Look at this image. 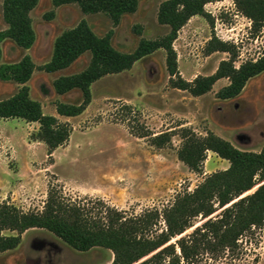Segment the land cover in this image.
Returning a JSON list of instances; mask_svg holds the SVG:
<instances>
[{
  "label": "rangeland",
  "instance_id": "1",
  "mask_svg": "<svg viewBox=\"0 0 264 264\" xmlns=\"http://www.w3.org/2000/svg\"><path fill=\"white\" fill-rule=\"evenodd\" d=\"M162 1L140 0L137 12L125 14L114 26L105 13L85 14L77 4L54 7L52 0H40L31 12L37 33L35 44L23 49L11 39L3 40L0 65L19 61L25 54H30L37 66L45 64L51 59L56 37L82 19L99 35L114 29V46L130 52L142 37L156 39L168 33L169 28L158 22ZM205 9L214 18V25L201 15L193 16L174 41L179 70L188 80L214 73L219 63L230 57L227 52L206 51L213 35L237 46L236 65L264 51V29L254 31L251 20L237 10L234 0H210ZM52 11V18L45 17ZM7 26L0 0V30ZM138 26L141 33L135 32ZM90 59L91 53L86 52L69 68L54 73L37 68L27 83L31 97L41 101L45 113L73 126L70 140L55 149L52 157L45 143L31 139L38 122L0 118V202L9 200L25 211L42 210L54 185L74 197H101L111 205L139 213L169 204L178 193L193 190L209 174L229 167L227 159L209 151L203 171H192L177 155L183 127L200 136L212 131L246 151H260L264 146V72L251 78L235 98L217 96L229 83L227 78L218 80L210 92L193 96L171 86L166 51L158 49L131 69L96 81L92 102L82 114L58 115L57 101L75 103L82 93L75 89L59 95L53 87L54 79L83 70ZM21 86L0 79V99L10 97ZM124 102L134 107L132 114L125 116ZM124 118H131L133 125L139 119L154 133L171 131L172 142L156 147L149 138L133 135ZM221 212L219 209L214 215ZM203 221L199 217L195 224ZM238 244L235 251L219 258L206 255L203 264H264V225L246 231ZM113 258L107 248L79 251L45 228H31L22 234L18 247L0 253V264H112Z\"/></svg>",
  "mask_w": 264,
  "mask_h": 264
},
{
  "label": "trees",
  "instance_id": "2",
  "mask_svg": "<svg viewBox=\"0 0 264 264\" xmlns=\"http://www.w3.org/2000/svg\"><path fill=\"white\" fill-rule=\"evenodd\" d=\"M40 0H3V19L8 25L0 30V42L13 40L19 47L30 49L37 33L31 12ZM210 0H164L158 9V22L169 28L168 33L156 39L142 37L137 47L125 52L112 42L114 29L105 35L97 34L86 19L64 30L54 41L51 59L37 66L30 54L19 61L2 63L0 79L15 81L22 86L8 98L0 99V118H20L38 122V130L31 139L47 146L52 157L55 149L65 145L71 137L73 126L57 115L47 114L41 101L30 95L29 80L39 68L54 73L69 68L86 52L91 53L89 64L81 71L62 74L53 81L57 94L75 89L82 93L80 101H57L60 116L82 114L93 99L92 85L102 77L131 69L134 64L158 49L166 51V64L172 87L186 90L193 96L210 92L218 80L227 78L217 96L231 99L239 96L247 82L264 72V51L255 58L236 65L237 46L213 35L206 51H223L230 54L210 75H197L185 79L178 64L174 41L183 26L196 15H201L214 25V18L206 12ZM237 10L249 18L252 29H264V0H234ZM54 7L77 4L85 14L105 13L114 26L122 17L137 12L140 0H52ZM55 12L45 14L48 19ZM134 28L141 33L142 27ZM2 50L0 47V59ZM125 116L134 107L123 103ZM133 135L149 138L156 147L172 142L171 131L154 133L136 119L124 118ZM182 144L178 158L192 171L202 172L207 153L213 151L230 162L228 168L206 176L193 190L178 193L174 200L163 207H148L141 212L109 204L101 197H74L61 186H51L42 210L25 211L9 200L0 202V253L15 249L22 241V234L31 228H45L71 247L88 251L103 247L114 254L112 264H203L206 255L219 258L227 251H235L240 237L254 227L264 225V146L260 151L239 149L222 136L209 131L200 136L191 128L181 129ZM257 187L252 193L244 195ZM244 195V196H243ZM222 212L214 215L217 210ZM203 218L201 224L195 221ZM191 232H187L189 229ZM6 231L17 232L6 234Z\"/></svg>",
  "mask_w": 264,
  "mask_h": 264
},
{
  "label": "crops",
  "instance_id": "3",
  "mask_svg": "<svg viewBox=\"0 0 264 264\" xmlns=\"http://www.w3.org/2000/svg\"><path fill=\"white\" fill-rule=\"evenodd\" d=\"M57 72H59V71H57Z\"/></svg>",
  "mask_w": 264,
  "mask_h": 264
}]
</instances>
